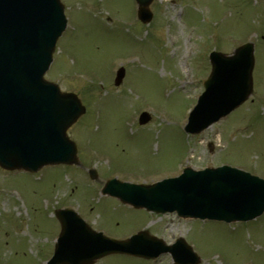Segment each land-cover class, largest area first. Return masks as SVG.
<instances>
[{
    "label": "rangeland",
    "instance_id": "374dc122",
    "mask_svg": "<svg viewBox=\"0 0 264 264\" xmlns=\"http://www.w3.org/2000/svg\"><path fill=\"white\" fill-rule=\"evenodd\" d=\"M63 1L70 24L45 76L83 99L88 112L69 134L98 179L91 180L82 168L60 165L37 172L0 169V264L44 263L59 233L55 209L63 207L109 237L125 238L139 229L166 243L182 236L200 255L199 264H264V213L249 222L182 219L150 214L98 190L106 177L150 183L176 175L183 166L225 161L264 176V116L259 115L264 113V0L257 5L251 0H154L153 18L141 27L134 0ZM135 29L142 38L132 36V54L123 42L125 31ZM246 40L258 48L248 101L228 119L186 138L183 126L201 90L199 81L209 73V50L229 53ZM118 65L127 74L114 87ZM145 106L151 118L139 126L136 116ZM93 264L174 263L169 254L144 260L112 253Z\"/></svg>",
    "mask_w": 264,
    "mask_h": 264
},
{
    "label": "water",
    "instance_id": "95a60500",
    "mask_svg": "<svg viewBox=\"0 0 264 264\" xmlns=\"http://www.w3.org/2000/svg\"><path fill=\"white\" fill-rule=\"evenodd\" d=\"M148 1L139 0V13L144 21L150 16L146 12ZM61 11L58 0H0V162L3 166H27L22 154L24 151L34 154L33 160L36 161L33 168L44 162L75 161L74 145L67 141L64 132L84 108L72 94L61 93L55 84L42 78L51 59L53 44L49 42L50 35L63 22ZM235 52V56H222L215 60L220 80L213 83H220L219 91L224 93L228 91L224 78L249 82L250 60L245 57L244 48ZM122 76L123 69H120L116 83L120 82ZM216 94V88L212 87L210 93H206L205 104L198 110L204 124L216 118ZM224 171L234 173V169L223 167L200 174L204 181L212 180L210 183L199 184L194 174L187 173L150 189L122 184L121 188L115 186V190L122 200H130L135 205H145L157 211L168 207L177 208L184 215L205 216L211 208L222 207L223 216L228 219H232L233 215L244 218L261 212L264 209V189L259 188H264V182L237 185ZM238 179L244 180L243 177ZM137 193L142 198H138ZM257 193L261 194L257 197ZM258 206L259 211L256 212ZM234 209L239 212L234 213ZM60 220L64 231L66 222L61 217ZM144 235L134 236L131 242L141 245L143 240L148 239L147 234ZM115 244L121 248L110 250L149 256L144 247L133 249ZM181 244L185 246L182 240ZM185 251L191 255V260L186 261L182 254H178V262L193 264L199 261L186 246ZM106 252H97L99 254H93L85 262L72 264L91 263L95 257ZM56 263L71 262L60 256Z\"/></svg>",
    "mask_w": 264,
    "mask_h": 264
}]
</instances>
